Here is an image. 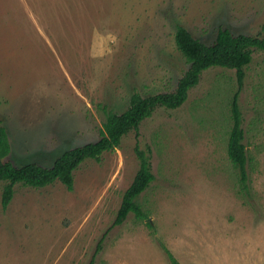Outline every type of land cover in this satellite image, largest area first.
<instances>
[{
    "label": "rangeland",
    "instance_id": "rangeland-1",
    "mask_svg": "<svg viewBox=\"0 0 264 264\" xmlns=\"http://www.w3.org/2000/svg\"><path fill=\"white\" fill-rule=\"evenodd\" d=\"M212 41L220 26L264 34V0H0V121L17 162L50 165L100 137L107 109L134 91L174 90L189 64L177 24ZM236 68L203 71L186 101L158 106L100 160L75 170L72 189L0 182V264H264V50L253 53L238 100L247 188L228 155ZM155 179L138 197L149 212L115 223L140 161ZM150 221V224L148 223Z\"/></svg>",
    "mask_w": 264,
    "mask_h": 264
},
{
    "label": "trees",
    "instance_id": "trees-1",
    "mask_svg": "<svg viewBox=\"0 0 264 264\" xmlns=\"http://www.w3.org/2000/svg\"><path fill=\"white\" fill-rule=\"evenodd\" d=\"M175 43L189 66L179 77L174 90L149 95L134 91L124 111L106 110L98 139L64 149L50 165L39 161L12 160L9 157L12 150L10 135L7 127L0 121V182H4L3 207L6 208L11 202L16 191L15 186L19 183L44 187L59 180L67 188L72 189L75 181L74 172L82 162L89 158L100 160L105 151L116 149L121 144L123 136L132 129L138 131L143 119L151 115L158 106L176 108L183 104L188 98L190 89L200 81L203 71L212 66L236 68L237 71L239 88L231 100L233 124L228 137V155L232 165L238 169L241 189H246L249 155L244 142V117L238 95L244 83L246 67L253 60L254 51L264 50V34L236 33L229 27L220 26L215 38L207 42L195 36L185 25L178 23L175 30ZM149 151L140 147L139 144L136 145L140 167L132 183L124 192L115 219L116 224L122 223L130 211H134L142 219L149 217V212L138 200L139 195L155 179ZM148 223L150 224L149 220ZM166 250L172 264H182L168 247Z\"/></svg>",
    "mask_w": 264,
    "mask_h": 264
}]
</instances>
